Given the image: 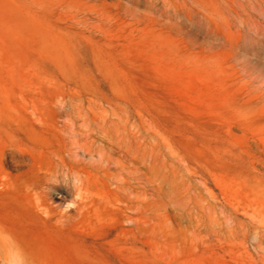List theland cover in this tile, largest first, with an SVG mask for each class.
I'll use <instances>...</instances> for the list:
<instances>
[{
	"label": "rangeland",
	"instance_id": "1",
	"mask_svg": "<svg viewBox=\"0 0 264 264\" xmlns=\"http://www.w3.org/2000/svg\"><path fill=\"white\" fill-rule=\"evenodd\" d=\"M0 234L21 264H264V0H0Z\"/></svg>",
	"mask_w": 264,
	"mask_h": 264
},
{
	"label": "bare ground",
	"instance_id": "2",
	"mask_svg": "<svg viewBox=\"0 0 264 264\" xmlns=\"http://www.w3.org/2000/svg\"><path fill=\"white\" fill-rule=\"evenodd\" d=\"M100 151V150H99ZM100 153V152H99ZM100 159V158H99ZM19 238V237H18ZM1 239H5L4 236H2L0 234V240ZM3 263V264H21V259L19 258V253L18 252H15L13 254H10V255H2L0 253V263Z\"/></svg>",
	"mask_w": 264,
	"mask_h": 264
}]
</instances>
